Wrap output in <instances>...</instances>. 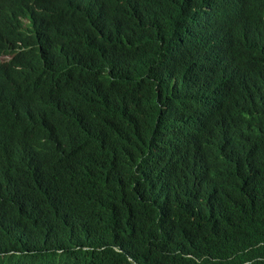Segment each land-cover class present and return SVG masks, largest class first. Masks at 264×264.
<instances>
[{
	"label": "trees",
	"instance_id": "1",
	"mask_svg": "<svg viewBox=\"0 0 264 264\" xmlns=\"http://www.w3.org/2000/svg\"><path fill=\"white\" fill-rule=\"evenodd\" d=\"M235 1L211 60L193 0H0V264H264V0Z\"/></svg>",
	"mask_w": 264,
	"mask_h": 264
},
{
	"label": "clouds",
	"instance_id": "2",
	"mask_svg": "<svg viewBox=\"0 0 264 264\" xmlns=\"http://www.w3.org/2000/svg\"><path fill=\"white\" fill-rule=\"evenodd\" d=\"M199 1V5L195 3ZM47 7H53L52 0H45ZM246 7L243 3L235 0H193L192 12L197 13L186 25V27L179 33L178 42L181 51V57L197 56L199 58L205 57L211 60L215 59L221 54H226L220 44V34L218 29L214 27V22L217 18H221L222 24H230L232 27L236 25L242 14L246 12ZM24 29L31 27L29 19H22ZM247 46V43H243ZM51 52L46 58H53L59 53L65 52L66 48H55L49 46ZM7 57L6 60L2 58ZM10 55H1L0 62L7 64L11 61ZM198 81L202 75H212L216 72L214 65H206L204 61L198 60L195 67ZM206 77V76H205ZM233 83L219 87V94L222 99L225 98L227 92Z\"/></svg>",
	"mask_w": 264,
	"mask_h": 264
},
{
	"label": "rangeland",
	"instance_id": "3",
	"mask_svg": "<svg viewBox=\"0 0 264 264\" xmlns=\"http://www.w3.org/2000/svg\"><path fill=\"white\" fill-rule=\"evenodd\" d=\"M6 59H7V57L2 58V60H6Z\"/></svg>",
	"mask_w": 264,
	"mask_h": 264
},
{
	"label": "bare ground",
	"instance_id": "4",
	"mask_svg": "<svg viewBox=\"0 0 264 264\" xmlns=\"http://www.w3.org/2000/svg\"><path fill=\"white\" fill-rule=\"evenodd\" d=\"M217 21H218V20H217ZM217 21H216V22H217ZM215 25H216V23H215ZM233 92H234V90H233ZM233 92H232V93H233Z\"/></svg>",
	"mask_w": 264,
	"mask_h": 264
}]
</instances>
